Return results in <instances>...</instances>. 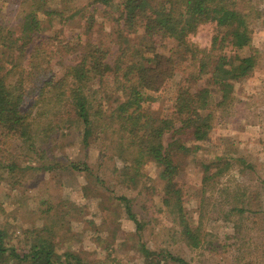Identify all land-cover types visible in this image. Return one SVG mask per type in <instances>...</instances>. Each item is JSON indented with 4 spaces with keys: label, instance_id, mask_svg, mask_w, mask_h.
<instances>
[{
    "label": "trees",
    "instance_id": "trees-1",
    "mask_svg": "<svg viewBox=\"0 0 264 264\" xmlns=\"http://www.w3.org/2000/svg\"><path fill=\"white\" fill-rule=\"evenodd\" d=\"M60 1L61 5L53 6L49 0H23L18 30H8L0 24V185L5 173L10 176L17 172L26 155L32 153L43 160L50 138L64 129H75L86 150L95 142L106 147L109 138L115 137L119 154L130 157V165L120 171V176L133 181L140 176L139 169L146 161L154 163L165 182L164 203L171 206V198L177 196L182 233L191 247H199V231L188 222L180 189H175L179 167L174 157L179 152H191L182 139L184 135L195 142L209 138L213 119L210 86L220 93L218 106L226 107L232 101L234 84L249 77L257 67L255 53L229 57L226 52L227 48L235 53L251 48L250 13L241 7L242 0H94L120 28L127 33L137 32L142 39L129 45L125 38L111 63L108 51L89 40L95 18L80 15L73 0ZM79 15L87 36L83 45L81 39L75 47L72 42L62 45L54 36L61 29L54 35L48 33L55 22L63 27ZM208 24L215 26V33L210 46L201 49L190 41V36ZM167 38L176 42L177 51L172 56L157 51L159 43ZM72 49L77 51L76 58L63 68L59 63L62 52ZM135 56L139 59L135 60ZM181 70L184 74L172 115L153 116L145 107L152 100L148 94L160 92ZM202 76H209L210 85L192 91V82ZM31 99L32 104L24 109L23 105ZM62 104L67 106L63 111ZM40 123L42 130L36 133ZM16 142L20 145L17 152L11 148ZM65 169L91 171L87 163H70ZM20 182L15 179L8 188L15 191ZM118 200L140 238L143 221L134 213L130 199ZM45 230L34 231L19 249L8 243V231L0 226V264H112L108 259L88 262L69 251L60 254L57 243L46 236ZM139 252L143 264H189L143 243Z\"/></svg>",
    "mask_w": 264,
    "mask_h": 264
},
{
    "label": "rangeland",
    "instance_id": "rangeland-1",
    "mask_svg": "<svg viewBox=\"0 0 264 264\" xmlns=\"http://www.w3.org/2000/svg\"><path fill=\"white\" fill-rule=\"evenodd\" d=\"M21 2L0 0V24L5 29L18 30ZM49 2L61 5L60 0ZM72 5L80 15L95 18L89 40L108 51L111 63L125 38L129 45L142 42L137 32L127 33L120 28L94 0H73ZM241 7L250 13L252 46L237 53L227 48L226 52L229 57L255 53L258 65L249 77L234 84L232 101L226 107L218 106L220 93L210 86L213 119L209 138L195 142L184 135L182 139L191 152H179L174 157L179 167L175 189H180L188 222L199 231L200 246L191 247L182 233L177 196L171 198V206L164 203L166 186L154 163L146 161L135 180L123 179L120 171L130 165V157L119 154L117 139L109 138L108 146L103 148L101 142H95L86 150L75 129H64L50 138L43 160L31 153L21 158L17 172L3 175L0 226L7 229L10 245L22 249L34 231L46 229V236L57 243L60 254L69 251L92 263L108 259L112 264H143L139 252L143 243L151 250L169 252L189 264H264V0H242ZM80 15L63 27L55 22L48 33L54 35L61 29L54 36L62 45L72 42L73 46L79 39L83 45L87 36ZM214 33L213 24L204 25L190 36V41L205 49ZM157 51L172 56L177 51L176 42L164 39ZM62 54L59 63L64 68L75 60L77 51ZM183 74L179 71L174 81L165 84L160 92L148 94L152 100L145 107L153 116L172 115ZM207 78L202 76L189 83L192 91L210 85ZM31 104L32 99L27 100L23 108ZM65 108L62 104L61 110ZM42 127L40 123L36 133ZM169 141L166 136V143ZM19 146L13 143L12 151L17 152ZM70 163H87L91 171L65 169ZM54 165L59 168L52 169ZM18 178L21 184L12 191L9 184ZM120 197L130 199L134 213L144 223L140 238L118 200Z\"/></svg>",
    "mask_w": 264,
    "mask_h": 264
}]
</instances>
